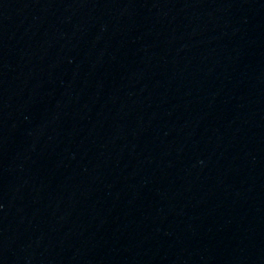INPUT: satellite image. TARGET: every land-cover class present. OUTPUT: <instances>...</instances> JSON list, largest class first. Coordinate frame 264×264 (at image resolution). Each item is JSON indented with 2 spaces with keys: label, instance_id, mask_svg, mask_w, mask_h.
Returning <instances> with one entry per match:
<instances>
[{
  "label": "water",
  "instance_id": "95a60500",
  "mask_svg": "<svg viewBox=\"0 0 264 264\" xmlns=\"http://www.w3.org/2000/svg\"><path fill=\"white\" fill-rule=\"evenodd\" d=\"M0 264H264V0H0Z\"/></svg>",
  "mask_w": 264,
  "mask_h": 264
}]
</instances>
